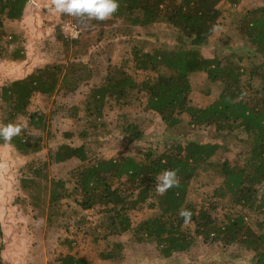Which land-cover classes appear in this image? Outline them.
<instances>
[{"label":"trees","instance_id":"obj_1","mask_svg":"<svg viewBox=\"0 0 264 264\" xmlns=\"http://www.w3.org/2000/svg\"><path fill=\"white\" fill-rule=\"evenodd\" d=\"M29 2L0 0V30L7 23L20 22ZM242 2L119 0L118 10L109 19L96 21L73 16L81 25L89 22L95 27L107 23L124 25L122 36L128 42L136 28L146 29L159 23L165 24L176 37L170 47L135 41L119 65L110 64L103 82L83 102L84 129L64 134L82 143L76 147L61 144L49 151L46 161L33 158L44 149L43 133L48 127L47 114L39 109L29 111L33 100L39 95L74 93L91 79L92 71L82 62L61 61L48 64L24 79L6 81L0 89L1 126L9 122L24 125L20 135L8 143L0 140V145L9 146L30 160L24 168L27 173L21 178V186L29 194L31 205L41 208L44 202L41 192H48L46 215L51 222L59 215L61 202L74 196L75 227L89 225L94 241L106 242V249L99 253L101 260L116 264L123 261L124 244L113 239L124 236L134 245L153 247L166 260L203 243L216 244L225 251L238 249L250 254L247 264H264V7L247 9ZM228 21L238 39L253 49V56L245 64L236 54L223 50L214 51L211 57L203 54L202 49L215 28ZM58 34L57 41H62L67 49L80 45V39L70 41ZM17 39L16 35L8 43ZM2 45L4 52L8 48L0 38V55ZM130 64L135 74H144L141 80L128 72ZM199 74L207 77L205 87L223 85V90L206 107L193 105L190 99L197 90L195 77ZM132 96L145 99L144 111L159 116L166 132H171V140L161 148L149 147L135 156L99 158L92 146L96 139L88 141V137L96 138L100 131L106 130L107 125L101 120L108 100L122 108ZM80 110L79 106H73L63 111L78 117ZM125 116L117 129L125 146H129L143 140L144 133ZM189 128L213 134L207 141L194 140L188 137ZM237 134L242 135L243 144L240 164L227 158L217 159L226 140ZM73 160L79 165L67 173L66 180H48L51 164ZM165 169L176 170L178 184L160 195L155 191V178ZM202 174L219 182L197 206L188 197L191 183ZM142 205L152 215L133 222L135 210ZM182 208L192 213L186 224L179 215ZM219 210H223L221 218L214 215ZM89 213H94L95 220L89 219ZM66 216L72 219L73 212L72 216ZM2 235L0 225V264ZM65 244L71 245V241L66 240ZM59 264L94 263L66 255Z\"/></svg>","mask_w":264,"mask_h":264},{"label":"rangeland","instance_id":"obj_2","mask_svg":"<svg viewBox=\"0 0 264 264\" xmlns=\"http://www.w3.org/2000/svg\"><path fill=\"white\" fill-rule=\"evenodd\" d=\"M242 5L247 9L264 7V0H243ZM52 0H30L25 14L20 22L6 24L4 30H0V38L4 40L5 48L0 55V89L6 81L24 79L29 74L52 63L61 61L84 63L92 71V77L83 83L79 89L67 96L55 94L51 97L36 96L29 108L30 112L42 110L48 117L47 129L43 133L44 149L33 158L47 160L50 150H55L61 144L79 146L82 140L76 137H66L64 134L84 129L82 117L84 116L83 102L90 96L91 90L99 86L111 65H119L122 58H126V50L134 45L135 41L146 40L155 45L173 46L176 34L172 33L165 24L159 23L146 29L136 28L130 41L122 36L124 25L107 23L105 26L77 24L71 15L53 13ZM24 14V15H25ZM109 19V18H107ZM75 23L80 31V45H70L67 49L62 41H57V36L63 37L62 26L64 22ZM126 25V24H125ZM127 26V25H126ZM18 36L14 43H8L10 38ZM137 35V36H136ZM132 41V42H131ZM148 44V43H147ZM205 57H211L214 51L223 50L234 53L242 63H247L253 56V49L245 41L239 40L235 34L234 26L230 21L224 22L215 28L213 36L203 47ZM14 51H18L17 54ZM64 51V54H62ZM15 54V55H14ZM66 57V58H64ZM128 72L137 80H141L144 74H135L132 64ZM206 75L199 74L195 77L197 90L190 95L193 105L206 107L210 105L219 93L223 85L218 83L205 87ZM257 86V83L255 84ZM144 98L132 96L128 105L119 107L113 100H108L102 122L107 127L100 131L96 138L88 137L94 152L102 159H118L121 156H135L149 147L161 148L171 140V132L165 130V125L159 116L144 111ZM79 106L78 117L65 113V108ZM136 122L144 133V139L125 146V140L117 129L123 122L122 116ZM3 113L0 110V126ZM125 116V117H126ZM80 118V119H79ZM83 124V125H82ZM87 130V126L85 127ZM186 129V127H185ZM166 132V133H165ZM90 133V131H89ZM175 134V133H174ZM190 139L207 141L213 131L187 129ZM92 136V135H91ZM242 135L229 137L222 151L218 152L217 159H229L233 164H240V153L243 150ZM28 157L18 155L9 146L0 145V225L2 230L1 264H59L61 258L73 255L86 259L94 264H116L103 261L99 253L106 249V242H95V235L89 225L75 227L74 196L64 199L58 214L51 222L48 221V192L43 194L44 202L41 208L31 205L29 194L24 192L21 186V178L27 170L25 166L30 164ZM79 165L77 160L65 164H51L48 168V180L67 179V173ZM219 180L202 174L191 183V192L188 200L199 206L201 199L218 184ZM43 185L48 182L42 181ZM70 188V185L67 186ZM47 189H49L47 187ZM69 219L66 214L72 216ZM65 217H64V215ZM89 219L95 220L94 213H89ZM152 215V211L140 206L134 212L133 222L143 220ZM214 215L221 218L223 210ZM66 240L71 245L65 244ZM121 241L124 244V259L118 264H172L178 262H194L196 264H247L250 254L239 252L231 248L223 250L216 244L199 243L190 252L176 254L172 259L166 260L160 257L151 246L134 245L127 237H119L113 241Z\"/></svg>","mask_w":264,"mask_h":264},{"label":"clouds","instance_id":"obj_3","mask_svg":"<svg viewBox=\"0 0 264 264\" xmlns=\"http://www.w3.org/2000/svg\"><path fill=\"white\" fill-rule=\"evenodd\" d=\"M119 8V0H52L53 13L66 14L76 17H87L103 21L111 17ZM75 34H73V38ZM24 125L20 122H9L0 126V140L8 143L13 137L20 135ZM178 184L175 169H165L155 178V191L163 195L168 189ZM179 215L186 224L192 215L191 211L182 208Z\"/></svg>","mask_w":264,"mask_h":264},{"label":"built area","instance_id":"obj_4","mask_svg":"<svg viewBox=\"0 0 264 264\" xmlns=\"http://www.w3.org/2000/svg\"><path fill=\"white\" fill-rule=\"evenodd\" d=\"M62 32L64 37L70 41L79 39L81 35V31L79 27L71 21H67L63 23ZM73 34H75L74 38H73Z\"/></svg>","mask_w":264,"mask_h":264},{"label":"crops","instance_id":"obj_5","mask_svg":"<svg viewBox=\"0 0 264 264\" xmlns=\"http://www.w3.org/2000/svg\"><path fill=\"white\" fill-rule=\"evenodd\" d=\"M24 14H25V13H24ZM27 16H29V14H25V15H24V18H25V17L27 18Z\"/></svg>","mask_w":264,"mask_h":264}]
</instances>
